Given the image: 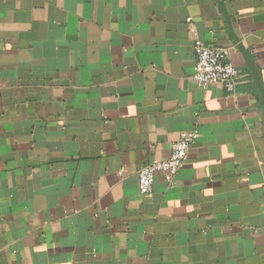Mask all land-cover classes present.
I'll return each instance as SVG.
<instances>
[{
    "label": "crops",
    "instance_id": "crops-1",
    "mask_svg": "<svg viewBox=\"0 0 264 264\" xmlns=\"http://www.w3.org/2000/svg\"><path fill=\"white\" fill-rule=\"evenodd\" d=\"M196 40L234 92L195 83ZM262 91L264 0H0V264H264Z\"/></svg>",
    "mask_w": 264,
    "mask_h": 264
},
{
    "label": "built area",
    "instance_id": "built-area-1",
    "mask_svg": "<svg viewBox=\"0 0 264 264\" xmlns=\"http://www.w3.org/2000/svg\"><path fill=\"white\" fill-rule=\"evenodd\" d=\"M193 48L196 58L195 83L203 90L219 86L227 92H234L239 83L240 72L229 62L230 51L222 47L207 46L201 40H196ZM198 137V130L182 133L179 140L172 145L169 158L154 160L142 168L138 174L140 192L151 193L159 176L167 184L172 185Z\"/></svg>",
    "mask_w": 264,
    "mask_h": 264
},
{
    "label": "water",
    "instance_id": "water-1",
    "mask_svg": "<svg viewBox=\"0 0 264 264\" xmlns=\"http://www.w3.org/2000/svg\"><path fill=\"white\" fill-rule=\"evenodd\" d=\"M239 47H240L241 52L244 54V56H245V58H246V61H247L248 66H249V69L251 70L254 79L256 80V82H259V76H258V73H257V71H256V68H255V66H254V64H253V62H252V60L249 58L248 52H247L246 50H244V48H243L241 45H239ZM262 92H263V91H262ZM263 93H264V92H263Z\"/></svg>",
    "mask_w": 264,
    "mask_h": 264
}]
</instances>
